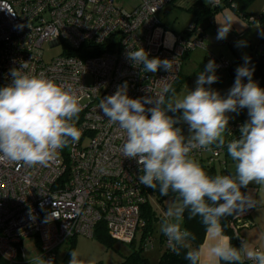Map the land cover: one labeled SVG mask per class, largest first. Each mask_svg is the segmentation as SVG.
<instances>
[{"label":"built area","instance_id":"2783aa9c","mask_svg":"<svg viewBox=\"0 0 264 264\" xmlns=\"http://www.w3.org/2000/svg\"><path fill=\"white\" fill-rule=\"evenodd\" d=\"M172 1L138 0L128 12L114 0H0V88L12 83V69L27 63L21 71L71 84L82 108L74 121L81 131L79 142L58 151L46 165L0 160V264H31L23 248L29 238L35 239V257L55 264L63 244L76 237L93 239L100 224L123 245L144 227L141 207L152 188L140 184L141 166L122 155L126 134L109 123L99 106L125 82L130 98L166 99L164 88H173L185 57L205 48L204 33L194 25L186 36L162 25L160 14ZM219 4L215 0L211 6ZM45 45L59 47L60 54L46 62ZM136 48L149 59L169 60L172 70L143 71V64L134 65L126 55ZM205 59L215 61L217 72L232 66L210 53ZM240 127L231 124L228 132ZM193 157L203 165L222 164L225 149L194 150ZM242 226L238 221L235 232ZM150 243L148 239L145 250Z\"/></svg>","mask_w":264,"mask_h":264},{"label":"clouds","instance_id":"9594fccd","mask_svg":"<svg viewBox=\"0 0 264 264\" xmlns=\"http://www.w3.org/2000/svg\"><path fill=\"white\" fill-rule=\"evenodd\" d=\"M226 21L227 26L220 24L217 39L227 38L231 16ZM126 55L134 65L143 64L145 72L155 73L161 67L171 71L173 67L167 59H149L142 48ZM249 63L250 57H245L244 64L237 67L226 97L205 87L219 79L218 65L210 60L199 74L195 90H188L182 98L169 85L164 88L165 93H172L167 100L163 95L133 99L127 94L125 82L99 106L109 123L118 125L126 134L122 155L141 166L140 184L153 190L159 186L164 197L170 192L175 194L160 231L173 253L180 255L181 250L187 249L184 258L190 264H201L204 249L191 247L195 236L182 228L185 212L190 219L200 217L212 238L206 249L212 264H245V260L264 264V250L253 248L244 240L240 247H234L221 224L225 217L241 216L247 209L257 207V201L243 193L242 188L250 184L264 187V88L252 79L254 68ZM27 67L25 63L20 69H12V83L0 88V160L31 167L46 165L58 151L79 142L81 131L74 121L82 108L71 84L57 83L44 73L21 71ZM146 104L154 106L146 108ZM244 108L248 109L249 120L241 125L240 138L227 139L231 135L227 113ZM179 110H183L179 119L189 125L191 135L187 138L181 128L174 126L179 119L166 114ZM225 147L234 163V172L228 175H209L193 157L194 150L213 152ZM260 203H264V198ZM70 257L69 264H83L77 251L72 250ZM31 264L50 261L37 256Z\"/></svg>","mask_w":264,"mask_h":264},{"label":"crops","instance_id":"0c3cea01","mask_svg":"<svg viewBox=\"0 0 264 264\" xmlns=\"http://www.w3.org/2000/svg\"><path fill=\"white\" fill-rule=\"evenodd\" d=\"M213 1L215 0H174L171 4L165 7L160 14L161 23L165 27L163 24L164 14L176 10L183 14H188L190 16V23L193 25L194 18L187 12V10L198 2H201L206 7H212L211 5ZM219 1L220 11L218 14L209 23L197 26V28L204 33L206 38L204 42L205 48L194 50L186 56L181 70L182 78L184 77L183 69L186 64L192 60L196 52H200L203 58L206 57L207 53L221 57L229 61L232 65H236L234 70L244 64L245 57L255 58L261 53L262 42H264V0H248V6L241 14H238L232 7L228 6L225 2L226 0ZM228 16H231L232 25L227 38L217 39L218 29L221 27L220 24L227 26L226 18ZM258 17L261 18L256 22L251 23L248 21L249 18ZM166 29L169 30L168 28ZM171 32L176 35L186 36V30H183L182 34H177L173 31ZM238 42L240 46H237ZM192 63L194 65V62ZM223 75L228 78L226 74ZM255 82L259 85L257 81ZM257 191L258 192L255 195L253 194V199L257 201V207L247 209L246 212L248 217L244 221V226L239 230V234L251 247L264 250V203H260L261 199L264 198V187L259 186ZM73 242L74 250L77 251L78 258L83 264H89V262H91V264H105L104 258L108 253L104 247L96 242V240L76 237L73 239ZM212 242V238L206 232L204 241L200 247L204 249L201 264H212V261L208 258L206 253L207 247ZM70 243L71 240L63 244L57 250L56 264H69V261L65 263L63 261L67 253V247L64 245L69 246ZM159 246L160 248L158 250L151 247L150 251L147 252L149 254L152 253L151 258H148L151 264H156L163 252L164 247L160 244ZM62 250L64 253L61 254V252H63ZM126 254H128V250H122L120 253L121 260L119 262L113 260V263H120L123 260V256ZM59 258H61L60 261L58 260ZM247 262L249 261L245 260V263Z\"/></svg>","mask_w":264,"mask_h":264},{"label":"trees","instance_id":"16d2710c","mask_svg":"<svg viewBox=\"0 0 264 264\" xmlns=\"http://www.w3.org/2000/svg\"><path fill=\"white\" fill-rule=\"evenodd\" d=\"M225 2L228 4V6L232 7L235 10V12H237L238 14H241L248 6V0H226ZM219 11H220L219 5L217 7H206L201 2L194 4L191 8L187 10V12L191 14V16L194 18L193 25L195 27L209 23L218 14ZM248 66L254 68L252 79L254 81H257L261 88H264V42H262L261 53H259L255 58H250V63ZM235 67L236 65H232L231 68L226 72L229 81L231 82V87L233 86L236 77V70H234ZM218 73L221 74L223 72H217V74ZM181 82H182V76L180 73L177 82L172 88L175 90V93L178 91ZM244 82L247 83V78L244 79ZM171 94H172L171 92L168 93L166 100ZM242 121L239 123L240 125L244 124V122ZM236 124L238 123L237 122L233 123V125ZM240 136H241L240 129H236L233 134L227 137V139H232V138L239 139ZM224 149H225V159L231 160V158L227 154L226 147ZM201 165L203 166L205 171L208 172L209 175L211 176L217 175L214 165H208V164L207 165L201 164ZM170 194L173 193L170 192ZM152 195L155 196L160 201H162L165 197H167V196L165 197L161 196L159 192V186H157L156 190L152 189ZM246 211L244 212L246 214L244 217L233 215V216L225 217L221 221L224 234L232 238L231 243L234 247H240V243H241L240 238H242L239 234V231H237V233L235 232L234 226L237 225L238 221L241 222L245 221V219L248 217ZM141 218L144 222V227L141 229L142 233L140 240L136 242L135 239L129 245H124L128 249V254L123 256V260L118 264H151L150 260L143 253L148 239H151L152 237L153 221L156 220L155 214L150 209L148 203H146L141 207ZM182 228L189 230L195 236V239L190 241L191 247L193 249L200 248L206 235V229L205 226L201 223V218L195 217L190 219L188 213L185 212L184 220L182 222ZM93 239L96 240L105 249H113L114 245L116 244V242H114L108 237L106 229L103 224H100L98 226V228L95 231V235ZM159 244L162 245L164 249L156 264H190V262L184 258L187 249L181 250L180 255H176L175 253H173L168 245L167 238L163 235L162 232L160 234ZM72 250H74L73 239L71 240V243L67 250L66 256L63 261L64 263L69 261L70 253ZM221 264H225V262L221 261Z\"/></svg>","mask_w":264,"mask_h":264},{"label":"rangeland","instance_id":"374dc122","mask_svg":"<svg viewBox=\"0 0 264 264\" xmlns=\"http://www.w3.org/2000/svg\"><path fill=\"white\" fill-rule=\"evenodd\" d=\"M114 2L117 6L121 7L122 9L128 12L133 11L138 5V0H114ZM163 24L169 30L177 34L178 33L182 34L183 30L187 31L188 28L191 26L190 16L188 14H183L176 10H173L172 12H166L164 14ZM44 49H45L44 59L46 62L58 56L61 52L59 47L49 48V46L45 45ZM215 57L218 58L217 56ZM192 62H194V65ZM207 63H208V60L203 58L200 52H196L192 60L189 63H187L185 68L183 69L184 77L182 78V82L180 83V87L178 91L175 93L177 97L182 98L184 95L187 94L188 90L189 91L195 90L197 86L196 81L198 79V76L201 72L204 71ZM223 74H226V73H222L221 75L219 73L217 74L216 72V75L219 78L218 81L211 85L206 84L205 87L218 91L222 97H226L231 88V82ZM166 114L173 117L174 119H179L182 117L183 110H179L175 113L168 111ZM227 115L230 118L228 127L235 122L240 123L243 120L242 122L245 123L249 120L247 108L239 109L238 112H229L227 113ZM180 121H183V120L179 119V122ZM174 126L181 128L182 135H184L186 138L191 135V133L189 132V126L184 127L183 124L178 125V123ZM204 158L206 159L207 156H205ZM214 166H215L217 174L228 175V174H231V172H234V163L232 160H229V159L226 160L225 158H222V164H215ZM258 187H259L258 185L250 184L247 188H242L241 191L245 194H250L253 197V194L255 195L258 192L257 191ZM174 197H175V194H170L169 196L165 197L162 201H160L159 199H157L155 196L152 195L148 199V205L150 209L154 212L156 220L153 221V234L151 237V243L148 245V249L144 250L143 252L147 258H151L152 253L151 254L147 253L148 251H150L151 247H153V249L155 250H158L160 248L159 246V240H160V234H161L160 225H161L162 220L164 219V215L168 207L173 204ZM141 233H142V230H139L137 232L136 242L140 240ZM34 245H35L34 238H29L28 240H25L23 242V248L25 249V252H26L27 261H32L35 259L36 251L34 250ZM64 246H66L68 250L69 246L68 245H64ZM124 249L126 250L127 247L119 243H116L113 249H105L108 253L106 254L104 258L105 264H109V263L114 264L113 260H116L117 262H119L121 260L120 253ZM62 253H64V251L61 252V254ZM58 260L60 261L61 258H59Z\"/></svg>","mask_w":264,"mask_h":264}]
</instances>
